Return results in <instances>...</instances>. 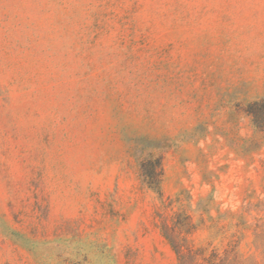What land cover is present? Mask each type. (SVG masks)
Segmentation results:
<instances>
[{"label":"rangeland","instance_id":"obj_1","mask_svg":"<svg viewBox=\"0 0 264 264\" xmlns=\"http://www.w3.org/2000/svg\"><path fill=\"white\" fill-rule=\"evenodd\" d=\"M0 264H264V0H0Z\"/></svg>","mask_w":264,"mask_h":264},{"label":"trees","instance_id":"obj_2","mask_svg":"<svg viewBox=\"0 0 264 264\" xmlns=\"http://www.w3.org/2000/svg\"><path fill=\"white\" fill-rule=\"evenodd\" d=\"M146 166L141 164V177L142 181L149 187H152V184L157 182V186L154 189L157 195L160 197L161 196V190L159 188V171L156 167H153L151 171L146 172Z\"/></svg>","mask_w":264,"mask_h":264}]
</instances>
